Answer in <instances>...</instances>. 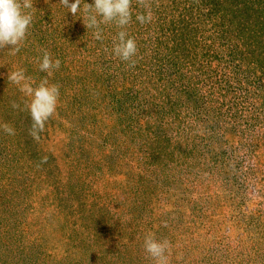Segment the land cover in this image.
I'll use <instances>...</instances> for the list:
<instances>
[{
	"label": "rangeland",
	"instance_id": "obj_1",
	"mask_svg": "<svg viewBox=\"0 0 264 264\" xmlns=\"http://www.w3.org/2000/svg\"><path fill=\"white\" fill-rule=\"evenodd\" d=\"M33 2L20 51H0V264H154L149 232L169 264H264V0H148L145 25L133 0L134 68L114 24L98 41L82 12ZM41 49L60 95L35 141L7 76L39 84Z\"/></svg>",
	"mask_w": 264,
	"mask_h": 264
},
{
	"label": "clouds",
	"instance_id": "obj_2",
	"mask_svg": "<svg viewBox=\"0 0 264 264\" xmlns=\"http://www.w3.org/2000/svg\"><path fill=\"white\" fill-rule=\"evenodd\" d=\"M137 3L146 11L136 14V21L141 25L151 23L154 18L150 10L151 4L148 0H137ZM59 4L74 17L82 12L84 26L93 30L95 40L101 41L104 38L102 25L114 24L120 30L113 37L112 53L121 61L129 62V67H135L136 61L133 57L137 56L138 45L127 32L133 19V0H93L92 4L85 3L84 0H74L71 3L70 0H59ZM35 11L37 10L33 0H0V51L7 46H11L8 51L10 54L15 55L20 51L29 35ZM41 52L42 56L36 57L35 62L39 70L47 73V76L39 84L33 86L35 81L26 75L24 68H16L8 72L7 76L9 83L18 86L19 91L30 98L25 108L30 112L32 120L29 135L35 141L40 140L46 122L56 112L60 95V85L50 83L48 77L52 76L54 70H59L61 61L53 59L47 49H41ZM11 107L19 109L20 105L13 101ZM0 130L7 135H15V128L9 123H0ZM47 160V156L42 157L40 165L47 163ZM143 247L154 264H169L171 243L167 239L158 240L154 233L149 232L144 238Z\"/></svg>",
	"mask_w": 264,
	"mask_h": 264
}]
</instances>
